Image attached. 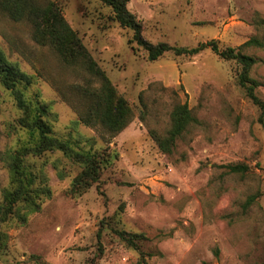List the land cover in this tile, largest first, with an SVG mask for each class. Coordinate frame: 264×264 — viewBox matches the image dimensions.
<instances>
[{"label": "rangeland", "instance_id": "obj_1", "mask_svg": "<svg viewBox=\"0 0 264 264\" xmlns=\"http://www.w3.org/2000/svg\"><path fill=\"white\" fill-rule=\"evenodd\" d=\"M53 1L132 118L113 137L79 121L84 91L97 80L0 12V49L32 77L26 96L49 107L53 133L74 150L110 152L99 182L75 195L69 190L80 169L66 155L28 160L51 194L25 222L13 216L1 227L8 242L0 264H264V129L237 83L236 61L209 49L149 61L98 0ZM127 9L153 45L190 50L214 41L255 59L250 76L264 102V48L242 47L264 42V0H128ZM184 103L197 123L162 153L154 137L169 130L173 107ZM19 117L0 85V202L9 183L2 154L24 138ZM230 165L249 170L231 174ZM120 232L143 239L133 248Z\"/></svg>", "mask_w": 264, "mask_h": 264}, {"label": "trees", "instance_id": "obj_2", "mask_svg": "<svg viewBox=\"0 0 264 264\" xmlns=\"http://www.w3.org/2000/svg\"><path fill=\"white\" fill-rule=\"evenodd\" d=\"M111 9L112 20L121 28L132 31V41L147 54L149 61H156L165 53L172 52L176 56H193L204 49L226 60H234L240 69L237 83L244 90L247 98L258 107L260 116L258 123L264 129V102L257 96L260 83L251 78L250 72L256 64L252 57L239 50H220L214 41L202 44L194 49L171 47L165 43L153 45L142 36L140 22L127 9L128 0H98ZM0 12L13 22L25 23L31 29V38L39 46L53 49L61 61L69 66H79L97 80L96 87H88L84 91L85 107L78 114L84 125L101 128L113 137L127 127L132 118V111L114 86L98 67L88 50L84 47L77 33L69 26L58 4L53 0H0ZM264 20H261V24ZM264 48V42L252 38L242 47ZM32 84V77L21 71L7 60L0 49V85L12 96L20 117L17 127L24 133L16 147L2 154L8 169V186L2 191L0 202V253L7 247L8 237L1 227L13 216L20 223L27 220L28 215L40 210L43 199L49 198L51 191L42 176L35 175L30 158H37L45 153H63L76 164L80 171L71 183L70 194H81L92 185L97 184L102 170L108 165L110 152L77 148L74 150L69 140L57 137L50 126L49 107L37 100L28 99L26 92ZM186 103L176 104L170 113V128L163 136H155L154 140L162 153L170 154L176 141L196 124ZM231 174H245V165L226 166ZM250 198L248 203L252 201ZM119 236L133 248L143 239L142 235L120 232Z\"/></svg>", "mask_w": 264, "mask_h": 264}]
</instances>
